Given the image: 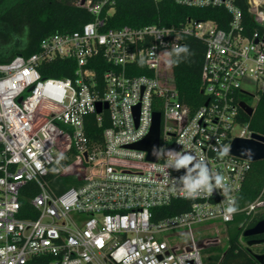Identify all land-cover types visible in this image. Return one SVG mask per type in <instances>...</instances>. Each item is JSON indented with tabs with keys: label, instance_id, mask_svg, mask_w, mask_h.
<instances>
[{
	"label": "built area",
	"instance_id": "built-area-1",
	"mask_svg": "<svg viewBox=\"0 0 264 264\" xmlns=\"http://www.w3.org/2000/svg\"><path fill=\"white\" fill-rule=\"evenodd\" d=\"M173 1L222 7L230 21L225 28L189 17L180 25L104 29L114 0H72L93 20L45 36L29 56L0 62V264H204V249L221 245L218 235L197 239L194 226L216 221L226 230L237 212L226 209L231 200L236 207L251 168V160L229 150L236 138L256 133L246 116L264 91V0H246L251 35L238 0ZM186 36L205 43V101L195 109L167 79L170 55ZM59 59L74 64V74L43 76ZM94 66L106 68L98 76ZM104 110L109 125L101 142L91 141L86 117L96 114L101 123ZM155 112L160 146L150 160L131 145L148 136ZM185 157L190 163L180 165ZM53 167L56 178L72 174L74 184L52 188ZM201 168L212 193L201 188L186 197L184 181L200 179ZM215 173L227 195L215 187ZM23 199L36 217L23 216L30 212ZM174 201L190 204L165 214ZM242 210L264 211V199ZM184 231L185 243L178 239Z\"/></svg>",
	"mask_w": 264,
	"mask_h": 264
},
{
	"label": "trees",
	"instance_id": "trees-1",
	"mask_svg": "<svg viewBox=\"0 0 264 264\" xmlns=\"http://www.w3.org/2000/svg\"><path fill=\"white\" fill-rule=\"evenodd\" d=\"M114 11L108 14L104 29L123 25L144 26L148 24L180 25L189 17L197 20H214L222 28L230 21V14L222 7H190L177 4L173 0H114ZM244 13L247 34L251 35L255 26L248 12L246 0H238ZM93 15L76 6L72 0H0V62L12 59L18 54L29 56L39 50L41 40L54 32H72L92 21ZM179 51L170 55L167 79L180 94V99L195 109L204 103L200 76L204 59L205 43L193 36H186ZM106 65V64H105ZM100 76L106 68L94 66ZM75 66L69 60L59 59L53 65L42 69L45 77H68L74 74ZM248 99V98H247ZM98 122L96 114L86 117L85 129L91 141H102V132L109 125L107 111ZM250 120V127L264 137V91L261 93L256 110ZM54 167L50 172L52 188L61 191L74 184L72 174L56 178ZM258 197L264 199V159L251 163L241 191L237 198V212L233 221L227 223L228 246L214 245L204 249V264H260L256 253H264V242L248 246L245 230L264 219V211L247 214L242 209ZM189 201H174L164 210L165 214L177 213L189 207ZM178 206V207H177ZM22 207L29 208L25 217H36V211L23 199ZM264 237L263 235H258ZM245 240L247 245L242 241ZM250 240V237H249Z\"/></svg>",
	"mask_w": 264,
	"mask_h": 264
},
{
	"label": "water",
	"instance_id": "water-1",
	"mask_svg": "<svg viewBox=\"0 0 264 264\" xmlns=\"http://www.w3.org/2000/svg\"><path fill=\"white\" fill-rule=\"evenodd\" d=\"M107 107V105H105ZM241 108L247 113V115L251 116L253 114V108L247 103L242 102ZM102 110L101 103L97 104V111L100 112ZM138 108H136V112ZM132 147L146 150L148 152V159L157 160L159 154V146H160V113H154V122L150 133L148 136L142 141L131 145ZM230 153L236 156L246 158L251 160L252 162L259 161L264 159V137L254 133L252 139H243L236 138L231 147ZM264 234V219L260 220L255 226L252 228H248L245 230V236H258ZM264 242L263 238H253L248 241L249 246L259 245ZM255 258L260 264H264V253H256Z\"/></svg>",
	"mask_w": 264,
	"mask_h": 264
},
{
	"label": "clouds",
	"instance_id": "clouds-1",
	"mask_svg": "<svg viewBox=\"0 0 264 264\" xmlns=\"http://www.w3.org/2000/svg\"><path fill=\"white\" fill-rule=\"evenodd\" d=\"M177 50L179 51L180 49ZM227 151L228 149L225 148L224 151L221 153V155L227 154ZM189 163H190L189 157H185L179 162L180 165H184V166L188 165ZM197 167H200V165H197ZM214 179H215V187L222 188L223 194L227 195L229 192V188L225 184L223 176H221L218 173H215ZM201 188L206 190L209 194H211L213 190V186L209 184V177L207 175V172L203 168H201L200 179L196 180L195 182H191L189 180L184 181V191L186 197H195ZM236 211L237 208L235 207V200H231L229 202L228 208L226 209V212L228 214H232L235 213ZM225 218H227V216Z\"/></svg>",
	"mask_w": 264,
	"mask_h": 264
},
{
	"label": "rangeland",
	"instance_id": "rangeland-1",
	"mask_svg": "<svg viewBox=\"0 0 264 264\" xmlns=\"http://www.w3.org/2000/svg\"><path fill=\"white\" fill-rule=\"evenodd\" d=\"M194 228H195V236L197 237V239H203L209 236L218 235L222 240L221 246L224 249L227 248L228 237H227V231L225 230L224 224L218 223L216 221H212V222H207L201 225H195ZM185 234H186V231H184V234L178 238L183 243L188 241V238H186L187 235ZM242 243L244 245H247L245 240H243Z\"/></svg>",
	"mask_w": 264,
	"mask_h": 264
},
{
	"label": "flooded vegetation",
	"instance_id": "flooded-vegetation-1",
	"mask_svg": "<svg viewBox=\"0 0 264 264\" xmlns=\"http://www.w3.org/2000/svg\"><path fill=\"white\" fill-rule=\"evenodd\" d=\"M246 237H248V241H249V236H246ZM253 238H263V237H261V236H255V237L252 236V237H251V236H250V239H253ZM248 246H249V245H248Z\"/></svg>",
	"mask_w": 264,
	"mask_h": 264
}]
</instances>
